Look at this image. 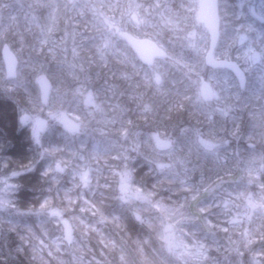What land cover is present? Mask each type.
<instances>
[{"label": "clouds", "instance_id": "clouds-1", "mask_svg": "<svg viewBox=\"0 0 264 264\" xmlns=\"http://www.w3.org/2000/svg\"><path fill=\"white\" fill-rule=\"evenodd\" d=\"M38 17L71 56L0 89V211L60 218L78 189L112 226L106 264H264V0H52Z\"/></svg>", "mask_w": 264, "mask_h": 264}, {"label": "trees", "instance_id": "trees-1", "mask_svg": "<svg viewBox=\"0 0 264 264\" xmlns=\"http://www.w3.org/2000/svg\"><path fill=\"white\" fill-rule=\"evenodd\" d=\"M50 2L52 0H0V89H3L7 83L23 89L26 86L24 77L36 62H51L53 55L60 58L61 51L56 48L62 44L60 38L63 33H56L50 37L46 28L41 29L42 18L38 17L40 5ZM30 10H33L32 14L27 15ZM5 46H9L19 59L26 58V63L20 59L17 79L7 78L1 56V50ZM4 131L3 122L0 121V136L4 135ZM7 131L9 135H14V129ZM35 181V175L30 174L24 178L26 188L32 187ZM65 183L66 187L71 188L70 183L67 181ZM78 194V189L69 192L68 199L58 200L56 204L60 208L72 209L70 213L66 211L64 217L70 219L72 216L77 217L78 214L77 219L87 220V224L95 229L93 231L87 229L85 225L74 223L72 234L68 236L61 219L35 216L24 218L0 212V264H17V261L19 264H28L30 260L33 264H39L41 256L51 264H58L59 261L65 264H97V262L106 264V260L111 257L101 240L110 236L112 226L102 222L99 214L89 217L87 214L91 212L88 211L96 207L93 198L85 195L82 199H76ZM19 195L26 208L33 192L25 190ZM74 199L77 200L76 205L72 203L69 207L70 201ZM84 200H88L89 203L85 205ZM82 206L88 211L77 213L78 207ZM29 228L34 232V236L30 235ZM21 236L29 237V240L22 241ZM29 242L35 245V253L30 251ZM57 244L60 250L55 253L56 260H53L48 253L54 252ZM20 247L28 253L27 257L17 251ZM33 255L36 257L35 260Z\"/></svg>", "mask_w": 264, "mask_h": 264}, {"label": "rangeland", "instance_id": "rangeland-1", "mask_svg": "<svg viewBox=\"0 0 264 264\" xmlns=\"http://www.w3.org/2000/svg\"><path fill=\"white\" fill-rule=\"evenodd\" d=\"M32 12H33V10H30V11H28V13H27V15H31L32 14ZM65 47H67V49H68V52H67V54H68V56L70 57L71 56V39L69 38L66 42H64V43H62L61 45H58V47L56 48V49H59L61 52H60V58L62 59L63 58V56H64V51H63V49L65 48ZM15 53V52H14ZM15 55H16V53H15ZM17 56V59L19 60V62H20V59L21 60H23L25 63H26V58L25 57H23V58H20L19 59V57H18V55H16ZM18 74H19V72H18ZM19 77V75H17V78ZM71 122V121H70ZM3 192H4V186L3 185H0V207H2L3 206V204L4 203H6V201L3 199ZM76 203H77V200H75L74 199V204L76 205ZM98 203V202H97ZM80 209H81V207H78V212L77 213H80ZM55 210V209H54ZM86 210V209H85ZM69 211V213L72 211V209H70V210H68ZM86 211H88V210H86ZM0 212H2V211H0ZM88 212H91V214H87L89 217L90 216H94L93 215V212H96V207H93L92 208V210H90V211H88ZM68 213V212H67ZM66 215V212H64L63 213V215L60 217V218H58V219H61V221L63 220V221H66V223H63L64 224V230H65V232H66V235H68V236H70V234H72V231H73V224L74 223H80V224H82V225H87V229H89V230H92L93 231V228L91 227V226H89L87 223H88V221L86 220V221H83V223H81V219H77V217L79 216L78 214L76 215L77 217H74V216H72L70 219H68L67 217H64ZM91 224V223H90Z\"/></svg>", "mask_w": 264, "mask_h": 264}, {"label": "water", "instance_id": "water-1", "mask_svg": "<svg viewBox=\"0 0 264 264\" xmlns=\"http://www.w3.org/2000/svg\"><path fill=\"white\" fill-rule=\"evenodd\" d=\"M133 43L140 49V52L145 57H151L153 55V49L146 43L140 41H133ZM2 60L4 62L7 78L17 79L19 60L15 53L9 46H5L1 50ZM69 123H71L69 121Z\"/></svg>", "mask_w": 264, "mask_h": 264}]
</instances>
